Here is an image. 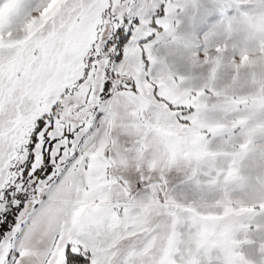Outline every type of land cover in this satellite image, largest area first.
Instances as JSON below:
<instances>
[{
  "label": "snow or ice",
  "instance_id": "1",
  "mask_svg": "<svg viewBox=\"0 0 264 264\" xmlns=\"http://www.w3.org/2000/svg\"><path fill=\"white\" fill-rule=\"evenodd\" d=\"M0 264H264V0H0Z\"/></svg>",
  "mask_w": 264,
  "mask_h": 264
}]
</instances>
